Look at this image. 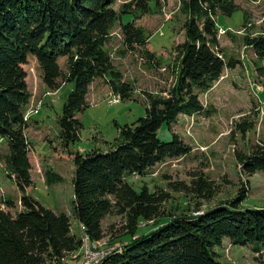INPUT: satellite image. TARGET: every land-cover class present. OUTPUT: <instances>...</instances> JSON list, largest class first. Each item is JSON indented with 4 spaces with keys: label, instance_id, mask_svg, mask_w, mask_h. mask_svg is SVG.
I'll list each match as a JSON object with an SVG mask.
<instances>
[{
    "label": "trees",
    "instance_id": "obj_1",
    "mask_svg": "<svg viewBox=\"0 0 264 264\" xmlns=\"http://www.w3.org/2000/svg\"><path fill=\"white\" fill-rule=\"evenodd\" d=\"M167 1L131 0L116 10L115 0H0V160L5 163L6 178L20 193L19 207L12 197L0 200V264H64L83 248V238L71 232L69 216L56 214L27 193L33 186L26 116L32 94L24 68L30 57L36 59L49 90L73 84L57 120L60 143L68 150L80 141L82 124L77 114L87 107L96 79H103L122 101L133 97V84L124 80L109 49L113 28L119 23L120 57L140 53L154 68L158 62L153 65L156 56L147 49L150 36L137 21L160 15ZM238 10L236 0H183L185 40L175 46L172 70L176 81L167 96L146 94V116L118 127L119 137L107 150L69 152L75 168L73 213L86 239L92 243L104 240L103 223L112 215L126 221L123 236L132 238L100 264H224L218 249L226 240L235 247H252L258 261L264 255V206L242 207L248 187H242L231 200L198 210L197 215H167L168 193L148 188L136 191L128 182L129 177H143L168 159L191 153L192 148L172 131V125L180 116L204 113L200 93L209 91L226 69H235L239 63L233 58L225 60L217 20ZM126 15L133 22L124 23ZM243 42L264 60V30L246 35ZM62 58L67 59L66 71L60 65ZM258 70L264 76V67ZM165 124L172 131L170 142L159 138ZM252 128L248 122L237 125L241 133ZM2 146L7 154L2 153ZM237 162L242 174L264 173V145L247 154L237 153ZM190 177L189 184L169 186L194 200L213 201L219 187L202 172ZM47 180L51 185L62 177L49 171ZM156 220L165 222L136 238L141 222Z\"/></svg>",
    "mask_w": 264,
    "mask_h": 264
},
{
    "label": "rangeland",
    "instance_id": "obj_2",
    "mask_svg": "<svg viewBox=\"0 0 264 264\" xmlns=\"http://www.w3.org/2000/svg\"><path fill=\"white\" fill-rule=\"evenodd\" d=\"M130 1L115 0L114 8L119 10ZM182 1L168 0L160 15H147L137 21V25L150 36L147 49L156 56L153 65L158 62L154 68L147 64L140 53H130L125 57L118 55V51L123 48L122 36L119 23L115 25L109 49L124 80L133 84V97L122 101L119 95L112 93L103 79H96L90 88L87 107L77 114L82 124L80 141L68 150L60 143L57 120L62 115L73 84H64L58 91L49 90L42 81L34 57H30L24 67L32 94L26 116L29 119L27 135L32 144L30 161L33 186L27 193L56 214L69 216L72 234L83 238V248L64 264H83L85 252L93 248V244L99 249L97 251L112 250L110 254L132 239L123 236L126 221L112 215L103 223L105 239L99 243L89 241L90 246H86L84 240L87 236L73 213L72 181L75 168L69 152L107 150L109 144L119 137L118 127L132 125L146 116V94L167 96L176 81L172 70L175 66V46L185 40L182 30L185 18L180 12ZM236 3L239 10L233 16L220 15L217 20L221 28L219 42L225 60L233 58L239 63L235 69H226L222 78L209 91L200 93L204 113L193 117L180 116L177 123L172 125V131L192 148L191 153L185 157L168 159L148 170L143 177L128 178L136 191L148 188L151 192L163 190L168 193L170 200L164 204L167 215H197L198 210L203 212L235 198L242 187L249 188L247 199L242 203L243 208L264 206V173L252 177L242 174L237 162V153L247 154L255 146L264 145V76L258 70L264 67V60L258 58L254 50L243 42L246 35L255 36L264 30V0H236ZM123 22H133V18L126 15ZM60 65L66 71L67 59L60 60ZM242 122L253 124V128L241 133L237 125ZM172 131L165 124L158 133L159 138L170 142ZM7 152V148L2 146V153ZM4 167L5 163L0 160V200L12 197L19 207L20 193L12 181L6 178ZM49 171L60 175L62 180L49 185ZM201 172L219 187V193L211 202L194 200L191 196L173 191L169 186L174 182L189 184L191 174ZM163 222L165 220L141 222L136 238L156 229ZM218 253L224 264H264V255L258 261V254L252 247H235L228 240L224 241Z\"/></svg>",
    "mask_w": 264,
    "mask_h": 264
},
{
    "label": "built area",
    "instance_id": "obj_3",
    "mask_svg": "<svg viewBox=\"0 0 264 264\" xmlns=\"http://www.w3.org/2000/svg\"><path fill=\"white\" fill-rule=\"evenodd\" d=\"M111 251L90 250V257H87L86 264H94L95 262L99 261V259H101L102 257L107 256V254Z\"/></svg>",
    "mask_w": 264,
    "mask_h": 264
},
{
    "label": "bare ground",
    "instance_id": "obj_4",
    "mask_svg": "<svg viewBox=\"0 0 264 264\" xmlns=\"http://www.w3.org/2000/svg\"><path fill=\"white\" fill-rule=\"evenodd\" d=\"M85 241H86V246L89 245V244H88L89 241H88L87 239H86ZM86 246H85V247H86ZM89 246H90V245H89ZM89 246H88V247H89ZM92 247H93V248H91V249H87V248H86L87 250H86V252H85V260H84L83 264H86V259H87V257H90V250H99V249H97V247H96L95 245H93ZM89 248H90V247H89ZM108 254H109V253H108ZM103 259H104V257H102L101 259H99V261L95 262L94 264H100V262H101Z\"/></svg>",
    "mask_w": 264,
    "mask_h": 264
},
{
    "label": "crops",
    "instance_id": "obj_5",
    "mask_svg": "<svg viewBox=\"0 0 264 264\" xmlns=\"http://www.w3.org/2000/svg\"><path fill=\"white\" fill-rule=\"evenodd\" d=\"M62 59H64V58H62ZM62 59H60V60H62Z\"/></svg>",
    "mask_w": 264,
    "mask_h": 264
}]
</instances>
